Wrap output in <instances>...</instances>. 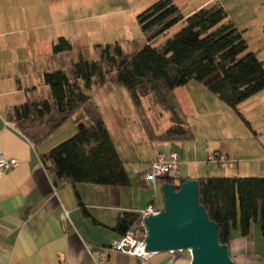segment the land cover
Returning a JSON list of instances; mask_svg holds the SVG:
<instances>
[{
	"label": "trees",
	"instance_id": "16d2710c",
	"mask_svg": "<svg viewBox=\"0 0 264 264\" xmlns=\"http://www.w3.org/2000/svg\"><path fill=\"white\" fill-rule=\"evenodd\" d=\"M144 38L150 43L178 23L185 26L161 48L146 44L141 49L107 53L102 61L77 63L70 73L55 71L45 75L50 97L11 106L7 120L38 148L68 118L77 115L84 127L77 134L41 155L44 166L61 183L127 186L130 177L99 107L81 85L90 88L113 83L126 89L138 111H146L144 99L169 114L170 125L155 132L147 120L149 139L163 142L193 141L192 128L181 115L175 90L195 80L232 107L248 124L239 105L264 90V61L249 49L240 29L218 1L186 16L175 0H157L137 15ZM60 37L54 52L72 50ZM107 56V57H106ZM79 113V115H78ZM217 153V152H216ZM178 179V182L175 180ZM189 177H170L176 185ZM200 202L219 226L222 243H228L237 226L245 236L261 219L264 227V177L206 175L197 178ZM77 197L80 198L77 192ZM80 204L83 206L81 200ZM143 215L119 214L114 229L124 235L135 230L142 235Z\"/></svg>",
	"mask_w": 264,
	"mask_h": 264
},
{
	"label": "crops",
	"instance_id": "0c3cea01",
	"mask_svg": "<svg viewBox=\"0 0 264 264\" xmlns=\"http://www.w3.org/2000/svg\"><path fill=\"white\" fill-rule=\"evenodd\" d=\"M82 1L0 0V155L19 161L17 167L0 172V264H190L188 250L157 252L147 260L119 251H111L104 259L100 257L111 241L121 236L114 229L120 213H141L150 205L156 210L164 209V197L163 205H156L157 191L168 175L159 178L152 188L145 180V174L158 153L168 156L177 152L180 165L170 177H181L179 170L184 156L178 150L176 143L179 141H152L164 144L158 145L159 150L149 158L144 157L147 165L140 163L136 166L135 177L130 178L127 186L90 183L73 186L61 183L55 174L49 172L41 159L47 150L35 147L7 120L6 114L11 106L50 97L45 75L59 70L67 72L76 61L69 56L74 46L70 51L58 53L54 52V46L60 37L69 39L71 32L78 34L77 22L84 19L83 12L78 11L79 6L80 10L82 8ZM181 1L175 0L186 16L218 1L231 20L245 31L249 26L243 11L256 12V15L264 11V0H230L235 3V7L228 4L232 10H228L230 6L225 5L224 0H201L188 12H184ZM69 23L75 24L70 34L67 31ZM99 88L96 86L98 91L94 95L98 99L104 94L115 97L119 92L116 89L100 91ZM42 91L44 94L40 96ZM185 93L182 97L186 99L187 96L192 106L189 92L186 90ZM175 96L177 99L176 93ZM129 100L132 103L130 95ZM92 101L103 116L102 108ZM214 152L231 157V152L226 149ZM245 163L246 167L253 168L250 167L253 163ZM240 166L237 161L230 168L239 171ZM201 176L199 172L188 171L182 177L197 179ZM260 222L263 224L259 219L247 236L241 233L239 226L231 230L228 244L236 264H264V227L262 231L259 229Z\"/></svg>",
	"mask_w": 264,
	"mask_h": 264
},
{
	"label": "rangeland",
	"instance_id": "374dc122",
	"mask_svg": "<svg viewBox=\"0 0 264 264\" xmlns=\"http://www.w3.org/2000/svg\"><path fill=\"white\" fill-rule=\"evenodd\" d=\"M155 1L157 0H83L82 8L80 10L79 6L78 11L83 12L84 19L77 22L78 34L71 32L69 37V41L74 46L73 53L69 54L70 59L76 60L74 64L84 63L85 68L89 63L91 68L93 63L102 61L107 53L115 55L117 47L129 52L141 49L146 44L157 48L164 46L168 39L185 26V22L178 23L165 34L147 43L137 21V15ZM200 2L201 0H182L181 6L184 7V12H188ZM223 2L227 6L233 4L230 0ZM251 6L255 9L254 5ZM230 7L228 10H232L233 7ZM237 11H240L239 8ZM231 12L236 14L235 11ZM245 12L243 11L245 22L249 26L245 31V38L249 42V49L256 52L259 59L264 61V11L258 15L256 12ZM91 14L94 16L91 17ZM74 26L75 24H68L69 34ZM73 65L68 68V73ZM83 82L81 80L84 91L102 108L103 119L125 163L129 177H135L136 166L138 167L140 163L147 165L144 157L149 158L159 150L158 145L164 144L148 140L147 120L155 132H159L170 125L169 114L156 105L151 97L144 99L146 111L141 113L130 102L126 89L109 82L99 86L100 91L116 89L120 93L118 92L115 97L104 94V97L98 99L94 97L98 91L97 85L93 84L94 87L88 88ZM188 83L185 89L191 96L192 106L187 96L186 99L182 97L186 91L183 87L176 89L175 93L178 97L176 101L181 115L192 128L195 138L193 141L176 143L180 154L184 156L179 176H184L188 171H196L203 176L264 177V90L239 105L240 112L250 123L248 124L232 107L204 86L195 80ZM43 94V91L40 92V96ZM76 118L77 115H74L65 120L38 148L41 151H49L77 134L80 123H76ZM220 149L228 150L231 152L230 159L236 163L240 162L239 171L237 168H223L216 162L208 161V153ZM245 162L253 163L250 166L253 168L246 167ZM157 193L156 205H163L162 186H159ZM259 225L262 231L263 224L260 222Z\"/></svg>",
	"mask_w": 264,
	"mask_h": 264
},
{
	"label": "water",
	"instance_id": "95a60500",
	"mask_svg": "<svg viewBox=\"0 0 264 264\" xmlns=\"http://www.w3.org/2000/svg\"><path fill=\"white\" fill-rule=\"evenodd\" d=\"M83 127L80 123L79 128ZM162 191L164 209L144 218L147 250H188L190 264H236L229 244L220 241L218 224L200 202L197 179L185 180L178 189L165 182Z\"/></svg>",
	"mask_w": 264,
	"mask_h": 264
},
{
	"label": "built area",
	"instance_id": "2783aa9c",
	"mask_svg": "<svg viewBox=\"0 0 264 264\" xmlns=\"http://www.w3.org/2000/svg\"><path fill=\"white\" fill-rule=\"evenodd\" d=\"M209 162H216L223 168H230L235 166L236 161L231 160L227 154L214 152L208 156ZM19 161L17 158H7L4 155H0V172L4 173L7 170L17 167ZM180 165V157L177 152H171L168 156L164 153H158L156 159L151 163L150 170L145 174V180L151 185H156V182L162 176H166L176 171ZM154 205L148 206L141 212L143 215L142 226L144 231L142 235H138L135 230H130L124 235L115 238L111 241L110 245L104 249L100 257L106 258L111 251H119L128 255L137 256L142 259H150L157 252L146 249L145 233L146 227L144 224V218L150 214L156 213Z\"/></svg>",
	"mask_w": 264,
	"mask_h": 264
}]
</instances>
